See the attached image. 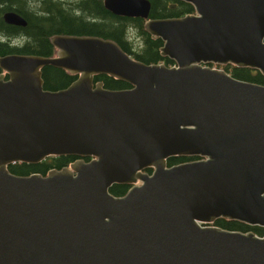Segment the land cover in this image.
<instances>
[{
    "label": "water",
    "instance_id": "95a60500",
    "mask_svg": "<svg viewBox=\"0 0 264 264\" xmlns=\"http://www.w3.org/2000/svg\"><path fill=\"white\" fill-rule=\"evenodd\" d=\"M185 1L193 12L151 17L150 0H103L144 18L173 64L92 34H52L53 54H0V264H264V231L212 223L264 227V83L205 63L264 74V0ZM47 65L74 80L45 88ZM60 154L77 158L8 169ZM173 154L197 157L168 165Z\"/></svg>",
    "mask_w": 264,
    "mask_h": 264
},
{
    "label": "trees",
    "instance_id": "16d2710c",
    "mask_svg": "<svg viewBox=\"0 0 264 264\" xmlns=\"http://www.w3.org/2000/svg\"><path fill=\"white\" fill-rule=\"evenodd\" d=\"M31 1L34 5L24 7V3ZM150 16H178L194 11L193 4L185 0H150ZM30 5V4H29ZM5 10H15L23 15L26 25L8 23L3 18ZM145 19L140 16L118 15L111 12L103 5V0H80L71 7L58 0H0V54L20 52L53 54L54 46L49 37L54 33L92 34L109 37L115 40L126 52L137 59L149 63L164 61L167 64L175 63L169 56L161 53L162 38L152 36L144 26ZM22 34L26 37L23 42L11 40L13 35ZM134 34L139 36L137 45L133 41ZM219 66V65H218ZM226 71L234 76L250 81L264 83V74L255 67L236 65L231 61L221 64ZM1 72V69H0ZM44 87L57 89L69 85L74 80L67 70L51 65L42 68ZM95 79L104 82L108 88H121L130 86L122 79H116L107 74H98ZM197 155L173 154L166 159L168 165L176 162L194 159ZM77 155L60 154L50 155L37 163L15 162L8 165V169L19 174L33 172L47 173L51 168H62L65 164L75 160ZM88 160L89 157H85ZM151 168H149L150 170ZM129 188L126 183H115L110 187V192L123 194ZM212 223L221 227L253 230L262 234L264 227L260 224H250L237 218L229 219L226 216L214 218Z\"/></svg>",
    "mask_w": 264,
    "mask_h": 264
},
{
    "label": "rangeland",
    "instance_id": "374dc122",
    "mask_svg": "<svg viewBox=\"0 0 264 264\" xmlns=\"http://www.w3.org/2000/svg\"><path fill=\"white\" fill-rule=\"evenodd\" d=\"M30 4V5H29ZM33 5V6H32ZM34 5L35 4H33L31 1H28V2H25L24 3V7L26 8H28V7H30V6H32L33 8H34ZM26 39V37L24 36V35H22V34H15V35H13L12 37H11V40L12 41H16V42H23L24 40ZM133 41H135L134 43L137 45V42H139L140 41V38H139V36H137V34H134V36H133ZM24 43V42H23ZM217 64H219V66L221 67V63H217Z\"/></svg>",
    "mask_w": 264,
    "mask_h": 264
},
{
    "label": "flooded vegetation",
    "instance_id": "af4514ba",
    "mask_svg": "<svg viewBox=\"0 0 264 264\" xmlns=\"http://www.w3.org/2000/svg\"><path fill=\"white\" fill-rule=\"evenodd\" d=\"M52 1L54 2V0H52ZM58 1L60 2L61 6L63 8V4H68L71 7L75 2L80 1V0H58ZM191 12H193V11H191ZM205 63H207V64H209L211 66H218L219 65V64H217V62L213 63V62H210V61H206ZM146 171L147 172H151L152 169L149 170V169L146 168ZM138 182H140V181H138Z\"/></svg>",
    "mask_w": 264,
    "mask_h": 264
}]
</instances>
